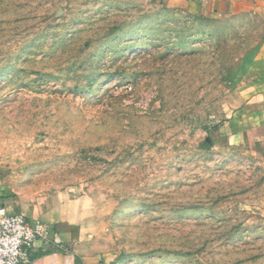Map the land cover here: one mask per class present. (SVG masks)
<instances>
[{
    "label": "rangeland",
    "instance_id": "374dc122",
    "mask_svg": "<svg viewBox=\"0 0 264 264\" xmlns=\"http://www.w3.org/2000/svg\"><path fill=\"white\" fill-rule=\"evenodd\" d=\"M180 9L0 0V205L80 197L96 264H264V143L223 123L264 21Z\"/></svg>",
    "mask_w": 264,
    "mask_h": 264
},
{
    "label": "crops",
    "instance_id": "0c3cea01",
    "mask_svg": "<svg viewBox=\"0 0 264 264\" xmlns=\"http://www.w3.org/2000/svg\"><path fill=\"white\" fill-rule=\"evenodd\" d=\"M181 11L230 18L238 15L260 14L264 21V0H165ZM264 27V26H263ZM226 119L229 133L243 136L247 143H264V34L260 42L258 64L249 82L227 97ZM9 213H23L31 225H41L40 237L33 249L29 264H96L99 254L91 249L84 238V202L67 190L6 200ZM82 227V228H81Z\"/></svg>",
    "mask_w": 264,
    "mask_h": 264
},
{
    "label": "built area",
    "instance_id": "2783aa9c",
    "mask_svg": "<svg viewBox=\"0 0 264 264\" xmlns=\"http://www.w3.org/2000/svg\"><path fill=\"white\" fill-rule=\"evenodd\" d=\"M42 237L41 225H31L23 213H9L0 205V264H29Z\"/></svg>",
    "mask_w": 264,
    "mask_h": 264
}]
</instances>
